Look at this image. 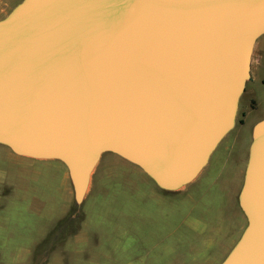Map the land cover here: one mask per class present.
Masks as SVG:
<instances>
[{"label":"water","instance_id":"water-1","mask_svg":"<svg viewBox=\"0 0 264 264\" xmlns=\"http://www.w3.org/2000/svg\"><path fill=\"white\" fill-rule=\"evenodd\" d=\"M264 0H21L0 19V145L66 169L75 204L103 153L175 192L233 128ZM220 264H264V118Z\"/></svg>","mask_w":264,"mask_h":264},{"label":"rangeland","instance_id":"rangeland-1","mask_svg":"<svg viewBox=\"0 0 264 264\" xmlns=\"http://www.w3.org/2000/svg\"><path fill=\"white\" fill-rule=\"evenodd\" d=\"M18 1L0 0V8L5 4L8 12ZM261 64L253 59L250 78L238 101L235 125L191 183L178 192L160 190L135 166L113 163L111 158L116 157L106 155L97 167L89 196L79 208L82 238L77 243L68 237L64 247L81 253L82 264L218 263L220 243L230 223H237L240 231L245 226L237 209L231 222L224 221L228 215L224 209L230 199L235 206L250 127L264 116V62ZM31 166V161L0 147V264H25L28 259L19 258L20 243L38 237L60 216L61 197L56 191L52 203L42 202L39 190L47 178L31 171ZM48 205L55 213L49 218ZM238 235L237 231L234 240ZM53 260L51 264H63L62 258Z\"/></svg>","mask_w":264,"mask_h":264},{"label":"crops","instance_id":"crops-1","mask_svg":"<svg viewBox=\"0 0 264 264\" xmlns=\"http://www.w3.org/2000/svg\"><path fill=\"white\" fill-rule=\"evenodd\" d=\"M20 1L21 0H19L17 3H19ZM14 6H12L8 10V12ZM8 12H5V4H4L3 8H0V19L5 17ZM254 55H255V58H254ZM253 59H254L255 64H257L258 66L262 65L261 62H264V34L259 36L254 43L253 51H252V55H251L250 66H251ZM263 118H264V116L261 117L260 119L256 120L251 125L250 137H251L252 127L257 122L262 120ZM249 143H250V138H249ZM249 143H248V146H249ZM248 146H247V151H248ZM0 147H3L4 149H6L7 151L10 152V150L8 148H6L5 146L0 145ZM10 153L12 155H14L15 157L31 161L32 162V166L30 168L31 171L35 172L36 174L43 175L47 179H50V180L45 179L44 181L41 182L42 188L39 190V194L42 196V198H41L42 202H46L47 204L52 203V200L54 198V193L57 191L59 194V197H61V203H62L60 206V212H58L60 214V216L58 217L59 219L57 220V222H55V220L52 219L50 224L46 225V229L42 230L40 232V234L38 235V237L31 239L29 242L20 243V245H19L20 246L19 247V250H20L19 258L20 259L26 258V260L28 259L25 264H51L54 262L53 258H55V257H57L58 259L62 258L63 264H65V260H67L68 264H82L83 260H81V253L77 254V250L69 249L67 246L64 247V244H66V242H67L64 240L68 237H71V239L74 240V242L78 243L80 241L79 238H82V236L80 234L81 233L80 225L83 221V216L79 213V208L82 205L85 198L87 196H89V194L93 188L95 175L97 174V167L99 166L101 159L104 158L106 155H113L114 157L118 158V160L116 158H111L113 160L115 159L113 161V163H118V164L119 163L120 164H124V163L130 164V163L126 162L125 160L121 159L120 157H118L112 153H108V152L103 153L100 156L97 164L93 168L92 172L90 173L88 185H87L85 194H84L80 204H75V202L73 200V193H72L70 181H69L66 169L61 162H59L57 160H52V159H34V158L25 157V156H18V155L13 154L12 152H10ZM246 158H247V153H246ZM246 158L244 161L245 163H246ZM119 160H121V161H119ZM245 163H244V167H245ZM130 165H132V164H130ZM139 171L141 173H143L141 170H139ZM243 171H244V169H243ZM182 189H184V187L178 191H181ZM36 191H38V190H36ZM178 191H175V192H178ZM236 193L238 194V192H236ZM237 194L235 195V206L231 205V203H232L231 199L228 200L229 205H227L224 209V211H226L228 213V215H227V217H225L224 221H228V222L230 221L231 222L232 214L234 213V211L236 209L238 211H240L238 209V206H237V199H236ZM33 201L36 204L38 203L36 198H34ZM46 213H47L48 218H49V215H52V217H53L55 215L53 206L49 207V205H48V207L46 209ZM242 217H243V215H242ZM243 219H244V217H243ZM244 221H245V219H244ZM239 222H240V220H239ZM230 227L231 228L224 235V238L222 239V242L220 243L222 255H221V259L216 264L221 263V261L224 259V257L227 255V253L232 248L234 243L237 241V239L239 238V236L243 230L242 229L240 231V227L238 226L237 223H235V224L230 223ZM237 231L239 232V235H238L237 239L234 240ZM63 232H64V234L62 235ZM61 245H62L63 251L59 250V247ZM57 247H58V249H57ZM56 249H57V251H56ZM64 249H67V251H64ZM76 256H79L78 260L75 259ZM58 264H60V263H58ZM87 264H97V262L87 263Z\"/></svg>","mask_w":264,"mask_h":264}]
</instances>
